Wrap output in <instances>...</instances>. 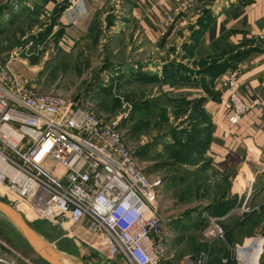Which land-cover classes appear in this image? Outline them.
I'll return each instance as SVG.
<instances>
[{
  "label": "rangeland",
  "instance_id": "374dc122",
  "mask_svg": "<svg viewBox=\"0 0 264 264\" xmlns=\"http://www.w3.org/2000/svg\"><path fill=\"white\" fill-rule=\"evenodd\" d=\"M77 1L0 0L3 7L0 10V64L10 63L24 77L28 89L67 96L75 106L91 108L109 123H115L139 165L152 180L158 181L159 210L165 224L170 220L169 225L173 226L175 221H183L187 215L207 204H216L240 189V186L233 187L227 175L200 163L206 160L202 152L205 140L199 137L202 125L208 122L203 107L196 108L195 101H189L187 96L168 91L166 87L170 84L166 83L169 82L161 80L162 66L166 62L172 63L169 69L190 77L223 63L237 65L235 61L242 50L231 48L209 55L197 54L199 35L219 10V1H198L186 25L173 32L166 31L159 42L151 43L142 36L129 14L133 0H105L103 8L93 12L88 40L77 44L73 51V47L59 44L63 36H68V25L73 22L67 25L60 19L73 12ZM117 29L119 32L115 33ZM114 34H117L116 40H112ZM122 36L127 37V44L119 49L118 53L122 54L115 57L113 51L119 48ZM133 55L141 61L152 55L161 67L160 72L152 76L150 69L140 68L125 80L129 71L122 62L133 59ZM176 81L179 85L185 82L177 78ZM195 165H201V169L187 168ZM253 186L243 193L254 195L252 200L239 202L237 207L261 214L257 229L264 236V202L257 201L264 190ZM0 199L24 215L43 245L59 259L69 264H127L121 257L98 249L94 244L96 240L83 226L67 230L59 224L35 218L33 213L26 215L2 187ZM218 211L197 226L191 222V229L182 226L185 236L194 235L192 241L205 239L211 244L221 239L215 233L219 225L226 239L227 226L218 220ZM0 241L5 243L4 251L18 264H49L2 210ZM236 244L246 245L238 242L231 245L234 261L230 255L225 263L238 264ZM188 252L185 247L176 264L197 263L207 254L201 251L197 257L191 254L187 259ZM207 264L214 263L208 258ZM260 264H264V252Z\"/></svg>",
  "mask_w": 264,
  "mask_h": 264
},
{
  "label": "built area",
  "instance_id": "2783aa9c",
  "mask_svg": "<svg viewBox=\"0 0 264 264\" xmlns=\"http://www.w3.org/2000/svg\"><path fill=\"white\" fill-rule=\"evenodd\" d=\"M187 4L183 0L161 20L163 34ZM66 14L69 22L76 20L74 9ZM260 37L264 40V30ZM221 85L233 123L252 109H263L261 98L239 95L236 72ZM0 187L26 215L67 230L83 226L98 249L127 264H160L166 257L158 181L139 165L116 124L75 106L67 96L28 89L10 63L0 64ZM215 233L224 236L219 225ZM4 247L0 241V264H18ZM235 247L238 264H260L261 239ZM208 256L192 264H207Z\"/></svg>",
  "mask_w": 264,
  "mask_h": 264
},
{
  "label": "crops",
  "instance_id": "0c3cea01",
  "mask_svg": "<svg viewBox=\"0 0 264 264\" xmlns=\"http://www.w3.org/2000/svg\"><path fill=\"white\" fill-rule=\"evenodd\" d=\"M182 1L167 0L164 5L159 6V0H133L129 14L135 20L142 36L151 43H157L163 36L160 27L161 20L166 14L174 11ZM198 1L202 0H188L187 6L176 16L175 21L167 23L166 31L173 32L186 25ZM217 1H219V10L202 29L199 35L197 54L209 55L232 48L244 50L246 55L234 68L207 79L208 88L198 81L180 82L179 85V82L174 79L166 84H170L172 87L176 86V88L173 89L168 85L166 88L170 92L181 93L191 100H202L208 122L202 125L203 132L199 135L200 138L206 140L204 150L206 160L200 163L207 164L211 169L227 175L228 179L233 182V187L240 186V189L238 188L234 191L235 193L227 198L224 197L216 204H207L200 211L187 215L183 221L177 220V223L175 221L173 226L169 225L170 220H168L166 223L168 234L166 257L160 264H176L185 247H188L189 251L187 259L191 254L196 256L199 252L205 251L209 255L210 262L218 264L233 263L224 261L227 256L233 254L232 246L235 245V242L249 245L252 240L261 239L264 250V236L261 235V232L259 233L258 226L251 227V222L246 221L250 213L243 208L240 209V206L237 207L239 202L243 204L252 200L254 195H243L247 191V187L258 185L264 190V40L260 37V33L264 30V0ZM104 4L105 0L77 1L74 5L76 20L73 25H68L70 22L65 15H62L60 21L68 23L69 34L60 39V46L64 44L65 47H73L74 51L77 44L88 40L93 12L103 8ZM156 5L158 11L153 12L152 8ZM115 31L118 33L119 29ZM111 37L112 40H116L117 34L111 35ZM126 40H128L126 36L121 37L119 48L113 51L115 57L122 54L118 52L122 46L127 44ZM138 52L141 53V50ZM134 56H132L133 59L130 58L125 63L122 62L123 67L125 66L124 68L129 71L124 77L125 80L140 68L150 69L153 75L160 72L161 67L157 60L152 59V55H149L150 59H145V61L137 60L138 57ZM230 72L237 73L239 78L238 93L242 98L259 97L263 101L262 110L252 109L236 123H233L231 119V111L223 105L225 91L221 82ZM187 168L199 170L201 165L187 166ZM257 201L264 202V194ZM217 208L219 209L218 214H220L218 220L227 226L228 237L226 239L223 237L210 244L205 239L202 242L194 239L192 241L191 238L194 235L188 238L185 236L186 233L183 231L185 229L182 226L186 227L187 225L188 229H191L189 224L194 223V226H197L205 221V217L208 218L215 214ZM185 222L186 224L183 225ZM248 222L250 223L248 224ZM233 230L235 233L231 234ZM230 259L234 261L232 255Z\"/></svg>",
  "mask_w": 264,
  "mask_h": 264
},
{
  "label": "trees",
  "instance_id": "16d2710c",
  "mask_svg": "<svg viewBox=\"0 0 264 264\" xmlns=\"http://www.w3.org/2000/svg\"><path fill=\"white\" fill-rule=\"evenodd\" d=\"M0 10H3L2 6H0ZM245 55H246V51H244V50L240 51L239 55L236 58L237 60L235 62L238 63ZM170 64H172V63L166 62L162 66V70L161 71L164 72L163 75H161L162 76L161 77L162 82H167V81H170V80H173V79L176 80V78H177V79H182L185 82L198 81V82H200V84H202L206 88H208L206 75H209V78H213V77L218 76L221 73L225 72L226 70L235 67V64L232 65L231 63H223L219 67H213L210 71H207V72L204 71V73H202V74L199 73V75L190 77L191 75H189V76L181 75L180 71L178 72V70L169 69ZM152 76H157V75H152ZM189 101H193V102L195 101L196 108H197V106H200V107L202 106L203 107L201 99H193V100L190 99ZM204 146L206 147V140H205ZM205 147H204V149L202 151L203 153H204ZM194 171H197V170H194ZM262 207H264V206H262ZM248 215H249V217H248V219L246 221H250L251 222V225H252L251 227L255 228L256 226H259L261 224V221H262L261 214L258 213L257 210L253 211L252 213H250ZM246 221H244V222H246ZM250 222H248V224ZM234 233H235L234 230H233V232L231 231V234H234ZM213 263L214 264H218L217 262H213Z\"/></svg>",
  "mask_w": 264,
  "mask_h": 264
},
{
  "label": "water",
  "instance_id": "95a60500",
  "mask_svg": "<svg viewBox=\"0 0 264 264\" xmlns=\"http://www.w3.org/2000/svg\"><path fill=\"white\" fill-rule=\"evenodd\" d=\"M0 210L7 214L20 228L31 247L49 264H65L47 251V247L40 243L37 233L24 215L11 204L0 199Z\"/></svg>",
  "mask_w": 264,
  "mask_h": 264
},
{
  "label": "bare ground",
  "instance_id": "6f19581e",
  "mask_svg": "<svg viewBox=\"0 0 264 264\" xmlns=\"http://www.w3.org/2000/svg\"><path fill=\"white\" fill-rule=\"evenodd\" d=\"M253 182V181H252ZM255 182V181H254ZM38 236V235H37ZM39 240H40V238H39ZM40 243L43 245V243L41 242V240H40ZM44 246V245H43ZM46 247V246H45ZM47 249V251L51 254V255H53L54 257H56L53 253H52V251L51 250H49L48 248H46ZM56 258H58V257H56ZM59 259V258H58ZM60 261H62V262H64L65 264H69V263H67V262H65V261H63V260H61V259H59Z\"/></svg>",
  "mask_w": 264,
  "mask_h": 264
}]
</instances>
